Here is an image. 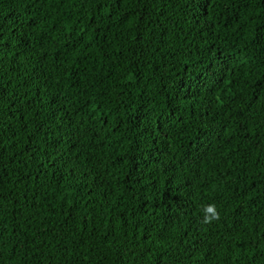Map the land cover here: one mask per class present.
Masks as SVG:
<instances>
[{
  "label": "trees",
  "instance_id": "obj_1",
  "mask_svg": "<svg viewBox=\"0 0 264 264\" xmlns=\"http://www.w3.org/2000/svg\"><path fill=\"white\" fill-rule=\"evenodd\" d=\"M0 264H264V0H0Z\"/></svg>",
  "mask_w": 264,
  "mask_h": 264
}]
</instances>
